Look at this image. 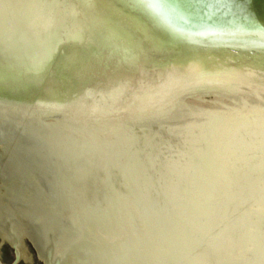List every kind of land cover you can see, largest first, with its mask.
<instances>
[{
  "label": "bare ground",
  "instance_id": "1",
  "mask_svg": "<svg viewBox=\"0 0 264 264\" xmlns=\"http://www.w3.org/2000/svg\"><path fill=\"white\" fill-rule=\"evenodd\" d=\"M260 39L178 36L121 0H0V142L5 145L0 144V224L16 237L18 228L10 227L8 214L22 216L26 231L34 230L38 219L39 235L49 239L65 229L58 223L65 212L50 204L45 189H54V182L45 177L47 184L38 186L42 200L33 196L35 170L41 166L35 135L19 122L63 123L57 129L61 134L77 135L79 144L73 139L56 144L53 154L62 162L66 155L87 152L108 160L105 155L129 130L146 136L154 131L161 160L140 175L161 173L154 176L155 188L141 180L136 187L143 202L157 205L164 194L177 200L179 192L182 206L175 221L167 225L136 214L133 196L113 187L107 174L97 185L81 172L84 181L77 177L71 184L61 163L56 183L65 188L70 183L77 194L70 201L76 212L69 217L76 228L62 236L60 245L66 257L74 262V251L97 255L105 247L115 258L116 252L129 254L130 264H264ZM159 126L164 127L154 129ZM136 139L130 145L142 141ZM136 148L125 147V158L116 156L120 175L129 179L131 169L124 162L134 163L137 152L145 153ZM165 184L173 186L169 192ZM11 196L22 204L10 205ZM120 201L135 214L119 205L110 213L108 205ZM85 209L89 222L80 218ZM100 219L105 220L101 225ZM12 247L29 259L24 245Z\"/></svg>",
  "mask_w": 264,
  "mask_h": 264
},
{
  "label": "water",
  "instance_id": "2",
  "mask_svg": "<svg viewBox=\"0 0 264 264\" xmlns=\"http://www.w3.org/2000/svg\"><path fill=\"white\" fill-rule=\"evenodd\" d=\"M185 1H187V3L190 4V6H192V8L197 7L196 5H194L192 3V0H185ZM207 2L211 3V2H213V0H207ZM204 6L205 5H199V7L201 9ZM252 11L255 13L256 20L258 21V23L255 25V27H264V0H253ZM219 16H220V14H219ZM219 16L216 15V16H211V17L206 18V14H202L200 16V18L197 21H195L194 23H188L185 26H182L185 30L184 35L185 36L189 35V36H194V37H209V36H216L217 37V36H222V35H226V34L238 35V36H240V35L241 36L251 35L250 32L247 31V29L249 27V25L247 23H245L239 19L229 18L228 14L226 12L223 13V15H222L223 17L222 16L219 17ZM58 118H60V117L58 116ZM33 120H34L33 124L23 123V121L19 122L21 127H23V125H25V124L30 125L28 127H29V129L32 130V132L35 135V144H34L33 149H35L34 152L37 155L36 158L38 161V165L41 166V168L37 167V169L35 170L36 171V177H35L36 185H35V189L32 191L33 196L37 194V199H39V200L41 199L40 193L38 195V192H39L38 186H41L42 184H44V185L47 184V183H45V180H44L45 177H46L45 179L47 181L50 180L49 183H52L51 181L54 182V183H52V187L54 186V189H52L51 187H48V185H47V187L45 185V189H46L47 195L50 196L49 197V200L51 201L50 204L51 205L53 204V206L56 207V209L65 212L64 215L58 216V219H59L58 223L62 222V224H64V226H65L64 227L65 229L58 230V232L56 233V236L53 238L51 237L49 239V237H45L47 235H39L40 233H39L38 225L40 223L37 224L38 219L36 221L37 225L35 224V226L33 227L34 230L26 231V230L21 229V222L20 221H22V219H21L22 216L17 215L18 218H15L16 214L15 215L8 214L10 219H11L10 227L11 228L12 227L18 228V230H17L18 237L13 235V233H11L9 230L4 229L3 226L0 224V238L2 239L1 244H0V248L2 247V245L5 242H8L11 245L17 244V247L23 246L24 245V239L27 238L33 244L38 258L40 260H42L44 262V264H130L131 263V257L129 254H126V255L122 254V253L120 254L114 250L116 252V255H117V257L115 258L114 254L112 256V253H110L111 251L106 250L107 248H105V247H104V249L98 248L97 255L94 253H88L90 251H88L87 249L82 250L81 253L78 251H74L73 252L74 262H72L71 260H69L68 257H66V252H67L66 249L64 251H63V249H60L61 248L60 245L62 244V241H63L62 236L65 235V233H69L70 235H72V233H73L72 231L75 230V228H76L73 225V223L69 220V217H70V214H72L75 211V208L73 206H71L72 202H70V201L74 197H76L77 194L75 192H71L72 189L68 188V186L70 183L73 184V182H75L77 177L79 179H81L82 181H84V178L81 177L83 175H80L81 172L85 173L84 177L87 180L96 181L97 183L96 182L95 183L97 185L100 184V180L103 179L105 177V175L107 174L109 176V180L112 182L111 184L114 183L113 184L114 186L110 184L111 189H112V186L115 187L117 184V186H120L121 188H123V190L125 191V194L128 195L127 197L129 199H130V195L133 196V198L131 199V204L136 207V208L135 207L133 208V210H135L136 214L142 215V216L148 217V218H151V217L155 218L156 217L158 219V221L162 222V220H163L167 225L168 224L170 225L173 221H175V218H176L175 215L178 213L179 209H181V206H182V203H181L182 196L179 192L177 195V200H174L172 198L171 194H167V193L164 194V198L160 199L159 203L157 205L154 203L155 201L152 202L151 200H149V202H143L142 201V194L139 191V189L137 188L139 185L137 186V184H136V182L141 180L144 186H146L148 188H155V186L152 183L155 181L154 176H157L159 172L161 173V171H157L155 169V170H152V171H154L153 173L152 172H150L151 174L148 173L149 177H143L142 175H140L141 172L144 173L145 170L147 169L145 166H149V164L153 165L154 163L159 164V162L161 160V159H158L156 157V148L157 147L160 148V146H162V145H160L159 143L158 144L153 143L155 141V138H156V136L153 135L154 131H150L149 133H147L148 135L146 136V134L145 135H139L137 133V132H139L138 130L137 131L131 130V132L129 130V133H127L126 135L120 136L117 147L115 145L113 148H110L109 155H105L106 156L105 158H107L108 160H102L101 157L104 154H101L99 152H97V153L93 152V154H90L87 152V153H80L79 155H66V161L62 162L61 159H59V157H56L53 154L54 151H56V144H58L59 141L60 142L63 141V139H65L64 141H66L68 144H70V141H72V139L75 143L79 144L78 142L75 141L77 139V138H75V137H77V135H75V136L69 135L66 133V131H65V134L64 133L61 134L60 133L61 131L57 130V129H60L61 126H63V123H61L62 125L59 126L60 123L55 122V124H53V123H49V122L44 121V120L39 119V118H34ZM60 122H62V120ZM163 127L164 126H159L158 128H154V129L157 130V129H161ZM168 127H170V126H168ZM46 128H48V130ZM63 128L64 127H62L61 129H63ZM92 130H94V129H92ZM88 132H89V130L85 132L86 135L88 134ZM123 132H125V131H123ZM129 134H132V135H129ZM63 135H65V136H63ZM57 138H60V140ZM136 138H138L142 141L137 142L136 145H130L132 142L131 140L136 141L137 140ZM138 143H140V144H138ZM0 144L4 145L3 142H0ZM131 146H136L137 147L136 149L140 150V152H142V150L145 149L144 154H139L137 152L135 158H133V159H136V161L134 163H133V161L132 162L128 161L127 163L124 162L125 165L127 164L130 166L131 174L133 176V178H131L132 180L129 179V177H125L126 175L124 173H123V175H120L122 173L120 170H118L119 168L116 166L117 165L116 164L117 163V159H116L117 154H118V157H124L125 158V154H123L124 148L125 147L129 148ZM111 153L115 154V156H112ZM96 158H97L98 163L96 162V166H93L92 162H94L95 161L94 159H96ZM110 159H114V160L111 161ZM146 160H148V162ZM27 161L29 162L31 160H29V158H28ZM33 162H34V164H36L35 159ZM61 163H65V166L67 168L66 171H68V172H66L65 177L66 176H67V178L69 177L70 183L67 184L66 188L60 187V185H58L56 183V176H54L56 168L61 167L60 166ZM153 166H155V165H153ZM49 169H50V171H51V169H53V172L50 173ZM89 171H92V172H89ZM87 174H89L90 178H88ZM116 174L120 176L119 179L117 178ZM116 181H118V183H115ZM132 181H134V182L131 183ZM180 183H182V182L180 181ZM96 184H95V186H96ZM165 185H166L165 188L167 189V192H169L173 187L170 184H165ZM15 187L18 189L19 185L15 186ZM77 187H79V186H77ZM161 188H163V186L160 187V189ZM80 189H78V190H80L82 192L83 188L80 187ZM54 190H55V193H54ZM153 190L155 191L156 189H153ZM100 191L102 192V189ZM155 192H158V191L156 190ZM58 196L61 199H63L64 201L61 200V203L56 202V198ZM157 198H158V196L155 197L154 199H157ZM132 201H136V202H132ZM122 202L123 201H120L118 204L115 203V204L108 205L112 208V211H110V213L116 212L119 209L118 208V205H119V207L122 206V209L125 210V212L131 211L133 214H135L134 211H132V208L130 209V207L127 206L128 204L126 205L127 206L126 208L123 207L124 203H122ZM14 203L16 205L22 204L21 202H19L18 199L13 198L12 200H10V205H14ZM63 203H64V205H63ZM160 203L162 205H160ZM66 204H67V206H66ZM159 207H161V208H159ZM47 209H48V206L44 210H47ZM35 211H38L37 207H36ZM82 211H84V212H82ZM86 211H87V209L81 210L82 213H80V215H81L80 218L82 219V221L86 222L88 220V222H89V218H88L89 215ZM71 217H72V215H71ZM17 219L19 220V222ZM46 219H48V218H46ZM52 219H53V217H52ZM47 221L48 220H46V222ZM103 221H105V220L100 219V225L103 223ZM52 227H54V223H52L49 226V229ZM65 230H66V232H65ZM85 230H86V228H85ZM87 231L89 234L88 228H87ZM101 241H104V239ZM126 253H129V252L126 250ZM80 255L83 258V262L82 261L80 262V259H79ZM21 258H22L21 255L16 254V259L13 262V264H17ZM126 258H128L129 260H126Z\"/></svg>",
  "mask_w": 264,
  "mask_h": 264
},
{
  "label": "snow or ice",
  "instance_id": "3",
  "mask_svg": "<svg viewBox=\"0 0 264 264\" xmlns=\"http://www.w3.org/2000/svg\"><path fill=\"white\" fill-rule=\"evenodd\" d=\"M95 2V0H91ZM121 2L132 6L135 10L151 19L157 26L166 28L169 32L183 36L184 24L194 23L202 14L206 18L218 14L227 13L229 18L239 19L249 25L247 31L259 36L260 46L264 47V27H255L258 23L255 13L252 11L253 0H192L194 7L192 11L186 12L174 0H121ZM199 5H205L202 9Z\"/></svg>",
  "mask_w": 264,
  "mask_h": 264
},
{
  "label": "rangeland",
  "instance_id": "4",
  "mask_svg": "<svg viewBox=\"0 0 264 264\" xmlns=\"http://www.w3.org/2000/svg\"><path fill=\"white\" fill-rule=\"evenodd\" d=\"M174 2H178L179 6L184 9L186 12L192 11V6L187 3L185 0H174ZM223 15V14H222ZM218 14L219 17L222 16ZM223 17V16H222ZM186 24L182 25L185 26ZM14 198L13 196H11ZM1 238H0V244H1ZM24 246L26 249V254L29 256V259L26 260L24 258H21L17 264H44L42 260H40L37 256L36 250L31 243V241L27 238L24 239ZM16 250L14 247H12L11 244L8 242H5L2 247L0 248V262L2 264H13V262L16 259Z\"/></svg>",
  "mask_w": 264,
  "mask_h": 264
}]
</instances>
